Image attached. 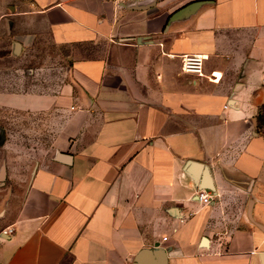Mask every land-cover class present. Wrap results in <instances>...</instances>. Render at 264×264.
<instances>
[{"label":"crops","instance_id":"1","mask_svg":"<svg viewBox=\"0 0 264 264\" xmlns=\"http://www.w3.org/2000/svg\"><path fill=\"white\" fill-rule=\"evenodd\" d=\"M262 105L264 0H0V264H264Z\"/></svg>","mask_w":264,"mask_h":264},{"label":"built area","instance_id":"2","mask_svg":"<svg viewBox=\"0 0 264 264\" xmlns=\"http://www.w3.org/2000/svg\"><path fill=\"white\" fill-rule=\"evenodd\" d=\"M112 1L115 4H119L123 0H112ZM204 60L205 57L199 54L184 55L181 58V69L184 73L192 74L196 76H202ZM195 197L197 198L199 204L201 205H208L212 200L211 194L203 189L197 190L195 192ZM11 232L12 230H9V233Z\"/></svg>","mask_w":264,"mask_h":264},{"label":"water","instance_id":"3","mask_svg":"<svg viewBox=\"0 0 264 264\" xmlns=\"http://www.w3.org/2000/svg\"><path fill=\"white\" fill-rule=\"evenodd\" d=\"M204 181L202 185L205 186V189L213 191V187L210 185L209 180L206 177V171L204 169ZM133 264H162L159 257L152 251L143 250L141 251L133 261Z\"/></svg>","mask_w":264,"mask_h":264},{"label":"rangeland","instance_id":"4","mask_svg":"<svg viewBox=\"0 0 264 264\" xmlns=\"http://www.w3.org/2000/svg\"><path fill=\"white\" fill-rule=\"evenodd\" d=\"M257 127L260 132L264 134V105H262L259 109L257 116Z\"/></svg>","mask_w":264,"mask_h":264}]
</instances>
